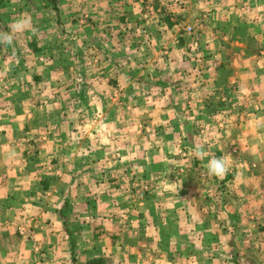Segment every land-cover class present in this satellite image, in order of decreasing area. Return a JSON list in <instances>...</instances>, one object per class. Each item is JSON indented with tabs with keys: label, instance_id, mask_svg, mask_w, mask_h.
Instances as JSON below:
<instances>
[{
	"label": "rangeland",
	"instance_id": "1",
	"mask_svg": "<svg viewBox=\"0 0 264 264\" xmlns=\"http://www.w3.org/2000/svg\"><path fill=\"white\" fill-rule=\"evenodd\" d=\"M17 17L0 46V174L22 166L24 136L36 186L102 201L107 250L128 264L172 248L158 264H264V0H0V32ZM211 157L231 161L223 178Z\"/></svg>",
	"mask_w": 264,
	"mask_h": 264
},
{
	"label": "crops",
	"instance_id": "2",
	"mask_svg": "<svg viewBox=\"0 0 264 264\" xmlns=\"http://www.w3.org/2000/svg\"><path fill=\"white\" fill-rule=\"evenodd\" d=\"M28 132L30 134V131ZM26 133L24 131L23 135ZM23 137L14 141L11 151L22 150V153H16L13 156L15 159L20 157L21 162L19 161V164L22 166L10 165L9 167H13V169L8 167L7 170H10L7 174L10 176L12 171L16 179V183L12 187L13 191L9 194L0 191V264H39L40 262V264H98L99 262L128 264L130 260L122 257L117 258L116 249L114 251L107 250V239L109 240V238L106 231H104L107 228H102L101 225L106 222L109 211L105 205L101 207L102 201L93 198L96 200V206L92 205L91 207L83 203L82 198L79 201V196L69 195L74 187L70 189L67 184H64L67 180L64 183L60 182L61 185L58 188H52L51 185L46 184L42 188L38 184L36 186L37 182L34 181L37 178L34 179V176L36 170H41V168L32 167L34 153L31 151L33 145H27L26 153H23V146H26L24 141H27ZM7 174H0V188L7 183L5 179ZM41 177L39 176L38 179H41ZM76 193L80 195L83 192L76 190ZM45 194L50 197L44 199ZM33 197L42 198L34 199ZM74 202H76V205L72 206ZM69 209L76 210L82 216L90 214L94 219L92 221H81L82 224L76 220L70 223L69 220H66ZM71 225H75L73 232L78 234L76 240H74L77 242L75 256H70L68 252V233ZM84 230L93 231L91 232L92 236H82ZM175 254L177 253L173 248L170 255L166 254V258L161 251L156 252L154 261L158 264L164 257L167 262L168 260L174 262L176 261L173 258ZM216 255L206 257L207 263H210L211 260L214 263L215 261L220 262V264L223 263V256ZM148 256V258L143 257V260L140 259L141 264L143 261L147 264H156L150 262V255L148 254ZM94 258L100 259L95 260ZM188 260L192 261L193 259Z\"/></svg>",
	"mask_w": 264,
	"mask_h": 264
},
{
	"label": "clouds",
	"instance_id": "3",
	"mask_svg": "<svg viewBox=\"0 0 264 264\" xmlns=\"http://www.w3.org/2000/svg\"><path fill=\"white\" fill-rule=\"evenodd\" d=\"M29 21L22 17H17L12 22V28L8 32H0V46H14L17 33L24 29V26ZM204 152V145H198L195 153L198 157H202ZM207 175L210 177L223 178L231 168V161L225 157H211L207 160L205 165Z\"/></svg>",
	"mask_w": 264,
	"mask_h": 264
},
{
	"label": "trees",
	"instance_id": "4",
	"mask_svg": "<svg viewBox=\"0 0 264 264\" xmlns=\"http://www.w3.org/2000/svg\"><path fill=\"white\" fill-rule=\"evenodd\" d=\"M168 25H169V26H172V25H173V23L169 22V23H168Z\"/></svg>",
	"mask_w": 264,
	"mask_h": 264
}]
</instances>
